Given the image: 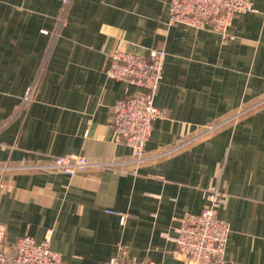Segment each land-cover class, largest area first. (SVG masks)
<instances>
[{"label":"crops","instance_id":"crops-1","mask_svg":"<svg viewBox=\"0 0 264 264\" xmlns=\"http://www.w3.org/2000/svg\"><path fill=\"white\" fill-rule=\"evenodd\" d=\"M252 5L225 37L209 24L169 23L167 0H73L46 56L60 0H0V164L133 159L111 120L128 86L106 73L115 49L166 51L155 97L162 115L145 154L180 145L129 171L0 174L7 245L50 234L63 264H106L122 249L135 261L189 264L178 227L217 187L227 194L217 215L230 226L224 264H264V103L223 123L264 99V0ZM42 66L35 99L15 114Z\"/></svg>","mask_w":264,"mask_h":264},{"label":"built area","instance_id":"built-area-1","mask_svg":"<svg viewBox=\"0 0 264 264\" xmlns=\"http://www.w3.org/2000/svg\"><path fill=\"white\" fill-rule=\"evenodd\" d=\"M72 1L60 0V10L55 26L52 31H45L50 37L46 56L51 52L52 46L67 23ZM167 2L169 23H185L197 28L209 24L225 37L230 36L229 29L234 17L239 13L251 11L253 8L252 0H167ZM165 59L166 51L159 47L147 48L143 54L120 49H115L109 54L107 75L128 85L125 88V95L116 100L111 107V120L117 140L124 141L127 146L132 148L133 159H111L107 162H98L85 155H58L47 162L2 163L0 164V174L5 175L11 170L25 169L32 171L58 170L68 175H75L91 167L103 166L129 171L148 159L177 150L180 145L171 146L150 157L145 154L147 142L152 134L153 123L162 115L161 110L155 104V97L164 77ZM43 70L42 66L35 81L23 94L15 114L26 111L35 99ZM130 86H137L141 90L131 92ZM263 103L264 99L240 110L223 123L230 122ZM210 130L212 127L206 129V132ZM2 187L3 184L0 183V188ZM205 196L208 204L200 213L184 215L175 238L177 250L187 257L189 264H224L230 226L218 217L217 212L225 203L227 194L217 187H212L205 192ZM6 236L7 228L0 222V264H63L62 254L53 248L50 234L42 241H37L28 234L22 235L16 239L12 247L7 245ZM106 264L153 263L132 260L129 258L127 250L122 249Z\"/></svg>","mask_w":264,"mask_h":264}]
</instances>
